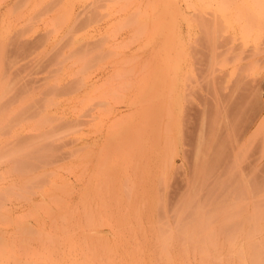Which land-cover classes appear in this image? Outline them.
Wrapping results in <instances>:
<instances>
[{
	"label": "rangeland",
	"instance_id": "374dc122",
	"mask_svg": "<svg viewBox=\"0 0 264 264\" xmlns=\"http://www.w3.org/2000/svg\"><path fill=\"white\" fill-rule=\"evenodd\" d=\"M191 222L264 264V0H0V264H198Z\"/></svg>",
	"mask_w": 264,
	"mask_h": 264
},
{
	"label": "bare ground",
	"instance_id": "6f19581e",
	"mask_svg": "<svg viewBox=\"0 0 264 264\" xmlns=\"http://www.w3.org/2000/svg\"><path fill=\"white\" fill-rule=\"evenodd\" d=\"M195 222L182 224L179 227V236L176 242L177 255H190L199 259L198 264H225L223 261L232 260L239 257L240 247L237 243H224L210 241L207 238L193 239L186 236H193L195 233H201L204 237L208 235L206 227H196ZM225 258V259H224ZM215 263H214V262Z\"/></svg>",
	"mask_w": 264,
	"mask_h": 264
}]
</instances>
